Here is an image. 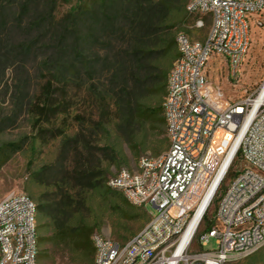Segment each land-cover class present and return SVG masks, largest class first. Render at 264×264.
Here are the masks:
<instances>
[{"label": "rangeland", "instance_id": "obj_1", "mask_svg": "<svg viewBox=\"0 0 264 264\" xmlns=\"http://www.w3.org/2000/svg\"><path fill=\"white\" fill-rule=\"evenodd\" d=\"M39 1L40 7L46 0ZM90 1L55 0L56 24L73 8ZM195 20L193 14H186L181 20L175 7L166 8L164 15L152 18L145 34L139 27L122 20L121 30L92 46L90 55L107 56L108 61L96 70L91 81L85 74L78 78L67 75L63 79L51 76L42 66L50 52L46 48L36 49L28 56L14 52L7 54V58L2 55L0 200L12 193H23L35 204L67 197L65 200L72 209L69 226L85 230L91 244L95 234L119 243L136 234L156 209L149 204L144 207L130 204L120 191L108 188L106 181L121 168L136 169L140 157L164 152L168 142L165 134L140 126L128 138L119 133L109 84L111 73L120 63L123 52L131 48L152 53L147 57L152 75L158 70L168 72L178 56L175 43L178 33H185L192 40L202 41L206 37L209 17H204V26L199 29L193 26ZM2 32L0 49L3 51L22 41V35L16 30ZM210 61L207 81L220 93L221 105L237 103L254 94L264 81V9L251 21L250 46L237 80L227 77L224 63ZM148 89L137 98L148 104L164 98V93L152 94V86ZM100 97L109 106L104 111L97 106ZM236 167H241L239 161ZM215 207L216 200L205 213L212 223ZM203 229L201 220L190 251L199 248L197 237ZM52 234L51 213L38 214L37 264H92L93 244L89 254L76 246L78 239L56 242ZM214 248L211 239L204 250ZM240 264H264V247Z\"/></svg>", "mask_w": 264, "mask_h": 264}, {"label": "built area", "instance_id": "obj_2", "mask_svg": "<svg viewBox=\"0 0 264 264\" xmlns=\"http://www.w3.org/2000/svg\"><path fill=\"white\" fill-rule=\"evenodd\" d=\"M262 9L264 0H187L193 26L202 28L205 16L210 25L202 41L182 32L175 37L178 56L162 102L168 147L106 181L130 204H149L156 213L124 243L92 236V264H240L264 247V81L254 94L222 107L203 91L211 59L238 79L251 21ZM212 187L206 211L216 200L214 223L190 251L201 221L185 243L183 236ZM211 239L215 248L204 250ZM37 254L35 203L9 194L0 200V264H37Z\"/></svg>", "mask_w": 264, "mask_h": 264}, {"label": "trees", "instance_id": "obj_3", "mask_svg": "<svg viewBox=\"0 0 264 264\" xmlns=\"http://www.w3.org/2000/svg\"><path fill=\"white\" fill-rule=\"evenodd\" d=\"M39 4V0H0V34L10 29L22 35L20 43L7 47L4 51L0 49V58H7L6 55L12 54L11 52L28 56L36 49L46 48L50 52L43 59L42 66L52 73L51 76L60 79L67 75L78 78L85 74L91 81L96 70L102 69L103 64L108 61L107 56L100 58L98 55H90L92 46L103 43L107 37L121 30L122 20L139 27L145 34L152 18L164 15L166 8L175 7L181 20L188 14L187 0H91L89 4L73 8L61 23L56 24L55 0L43 1L40 7ZM149 54L152 53L137 48L128 49L123 52L120 63L111 73L109 84L118 119L117 128L126 138L139 126L145 130L149 128L165 134L168 142L162 110L163 99L159 97L163 93L165 95L167 72L158 70L152 75L147 66ZM90 83L92 86L93 83ZM48 85L51 84L47 83ZM149 86H152V94L159 95L154 104L137 98V95H144L149 91ZM104 101V97L97 101L101 111L109 107ZM84 177L88 178L86 175ZM65 198L67 197H61L51 203L38 202L35 204L37 215L51 213L54 241L78 239L76 246L90 254L93 249L89 234L81 228L69 226L72 209ZM202 221L203 231L209 230L213 223L205 215Z\"/></svg>", "mask_w": 264, "mask_h": 264}, {"label": "bare ground", "instance_id": "obj_4", "mask_svg": "<svg viewBox=\"0 0 264 264\" xmlns=\"http://www.w3.org/2000/svg\"><path fill=\"white\" fill-rule=\"evenodd\" d=\"M204 94L206 99L213 104L214 106L217 107H222L224 105L220 104V93L216 92L215 90H213L212 85L207 84L204 89ZM214 192V187L210 188V190L208 191L206 197L204 198V200L202 201V203L199 205L197 212L193 218V220L191 221L186 233L183 236V243H185L186 241L189 240L190 236L192 235V233L194 232V230L196 229V227L199 225L202 216L204 215L209 203H210V199L213 195Z\"/></svg>", "mask_w": 264, "mask_h": 264}]
</instances>
